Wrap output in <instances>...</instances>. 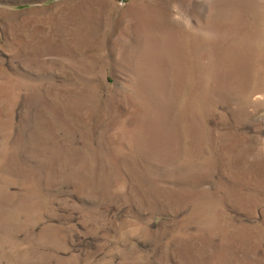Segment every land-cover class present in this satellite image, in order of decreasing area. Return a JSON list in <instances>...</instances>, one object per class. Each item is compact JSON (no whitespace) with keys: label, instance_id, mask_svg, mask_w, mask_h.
Here are the masks:
<instances>
[{"label":"rangeland","instance_id":"374dc122","mask_svg":"<svg viewBox=\"0 0 264 264\" xmlns=\"http://www.w3.org/2000/svg\"><path fill=\"white\" fill-rule=\"evenodd\" d=\"M0 264H264V0H0Z\"/></svg>","mask_w":264,"mask_h":264}]
</instances>
